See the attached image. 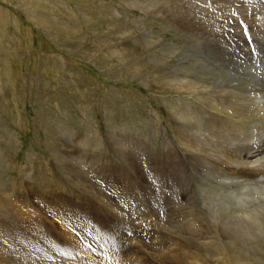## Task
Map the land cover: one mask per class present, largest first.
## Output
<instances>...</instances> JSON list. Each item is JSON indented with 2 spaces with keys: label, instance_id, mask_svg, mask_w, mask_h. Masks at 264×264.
I'll use <instances>...</instances> for the list:
<instances>
[{
  "label": "rangeland",
  "instance_id": "1",
  "mask_svg": "<svg viewBox=\"0 0 264 264\" xmlns=\"http://www.w3.org/2000/svg\"><path fill=\"white\" fill-rule=\"evenodd\" d=\"M252 32L264 0H0V264H226L153 220L187 185L163 155L175 121L264 127L250 77L204 54L256 48ZM260 237L238 260L264 264Z\"/></svg>",
  "mask_w": 264,
  "mask_h": 264
},
{
  "label": "bare ground",
  "instance_id": "2",
  "mask_svg": "<svg viewBox=\"0 0 264 264\" xmlns=\"http://www.w3.org/2000/svg\"><path fill=\"white\" fill-rule=\"evenodd\" d=\"M185 27L189 29H197V24L191 23V21H189L188 24L185 25ZM252 29L255 31L256 27L254 26V28ZM249 36H251V39L249 38ZM249 36L247 37L249 38V41L258 45L256 48H241V50H239V52L237 53V49L233 51H227L225 47H220L218 49V52L215 51L211 53L214 50L213 49L209 54H204L210 56L215 64L216 62H220L221 64L223 62L230 66L235 65V67H237L238 71L242 75L250 77L251 80L244 81L245 84H241L244 85L245 88H247V91L252 90L248 93V97H250L253 102H257L263 100L264 98V37L258 36L254 32H252ZM190 55H187L186 57H189ZM191 61H197V59L194 57L189 58L187 64H189L190 66L191 64H193ZM205 65V63L199 61H197V63L195 64V66L197 67ZM224 66L225 65H223V67ZM219 78L220 75L218 74L216 79L219 80ZM209 83H211V81H209ZM229 84L230 81L227 80L225 86ZM224 99H226V97H224ZM261 106L263 107L262 110L264 113V105ZM232 113L233 112L231 111L226 116V118H220L219 116L209 117V119L215 118L217 121L223 122L225 124L224 127L211 126L207 121L208 115L210 114L208 111H204L196 117V123H194L190 118H188L187 126L180 125L179 122L175 121L173 131L168 130V133L170 135L165 138V150L163 151L164 153L162 151L161 153H163L164 158L172 160V163H174V160L177 164L179 162L180 166L183 168V174L184 176H186L185 178H187V185L183 189L184 194H182L183 191L180 194L181 203L178 202V209H171L165 212L167 215L166 217L169 219V223L165 222L166 220L164 221V219L162 218V211L160 212L161 206L156 207L158 209L154 212L155 219L153 220V222L155 224L157 222L162 226L163 229L167 231L176 232L179 229L180 231L185 230L192 233V236H194L193 233L197 234L198 237L195 236L197 245L201 247L205 246L213 248V256H216V258L223 260L226 264H252L247 257L246 261L243 259V261L238 260V258L236 257V253L239 254L238 250L242 245H244L245 248L247 246L248 249L251 250L256 248L258 244H250L249 241H253L254 236H256L257 239H259L260 236H264V127L258 123L257 119L251 113H249V115L246 117V121L244 123H234L235 119L230 118ZM202 114L206 115L207 118L204 119ZM261 121H263V119H261ZM260 137L262 138V140L259 142ZM176 147L179 148L180 152H175ZM161 153L158 155H161ZM128 160H126L125 162H127ZM95 161L97 160L95 159ZM189 161L194 162L195 164L189 165ZM217 161L220 163H217ZM132 162L133 161H131V163ZM81 169L83 168L81 167ZM173 170L175 169L173 168ZM168 184L170 186L169 181ZM184 184H186L185 181ZM89 191H91V189H89ZM100 196L102 198V195ZM51 197L53 198V196ZM172 203H174V201L171 202V204ZM50 208L51 207H49V209ZM59 217L62 218V216ZM77 221L79 222V220ZM161 221L163 225L161 224ZM29 224L27 225L30 226L32 223L30 225ZM12 237L14 236L12 235ZM99 238L102 239L101 237ZM241 238L245 240L238 242ZM96 245L98 246V244ZM188 246L189 245L187 244V247ZM106 248L108 250V247ZM6 252L10 253L11 251ZM113 253L111 252V254ZM179 254L181 253L179 252ZM184 254L186 255V252ZM169 260L175 262V260ZM200 260L202 261V259ZM5 261L6 260L2 261L3 263L1 262V264H5ZM168 261L166 264L170 263V261ZM192 262L195 263L196 259H194ZM9 264L15 263L9 262Z\"/></svg>",
  "mask_w": 264,
  "mask_h": 264
}]
</instances>
